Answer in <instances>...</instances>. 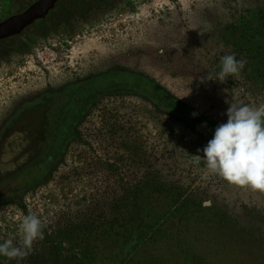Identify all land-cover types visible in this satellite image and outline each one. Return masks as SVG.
<instances>
[{
  "label": "rangeland",
  "instance_id": "1",
  "mask_svg": "<svg viewBox=\"0 0 264 264\" xmlns=\"http://www.w3.org/2000/svg\"><path fill=\"white\" fill-rule=\"evenodd\" d=\"M30 1L0 0V19ZM93 1L78 16L77 9L66 14L58 8L67 21L53 22L48 36L32 32L28 52L3 54L0 117L18 97L116 66L151 76L219 124L226 123L230 102L264 106V76L254 64L258 53L242 33L252 12L264 17V0ZM233 53L244 68L221 82V58ZM207 143L142 97L110 94L92 107L48 181L23 201L69 246L77 226L112 218L136 186L172 184L207 206L212 219L223 220L225 227L205 229L208 242L196 247L200 255L209 253V264H264V190L210 174L202 151ZM25 215L17 204L0 205V242L13 238L19 245ZM53 252L44 234L27 256H0V264H48ZM158 254L148 263L177 264Z\"/></svg>",
  "mask_w": 264,
  "mask_h": 264
},
{
  "label": "trees",
  "instance_id": "2",
  "mask_svg": "<svg viewBox=\"0 0 264 264\" xmlns=\"http://www.w3.org/2000/svg\"><path fill=\"white\" fill-rule=\"evenodd\" d=\"M255 20L256 13L253 12L249 19L243 20L242 33L251 47L259 35L264 36V31L254 25ZM69 85L73 87L69 91L73 100L86 112L94 99L93 105L104 96L125 93L142 97L159 113L182 122L207 142L219 125L156 79L127 67L116 66L106 72L93 73ZM68 128L70 124L64 120L61 132ZM71 141L67 139L64 145L49 151L51 164L48 162V167L49 164L51 168L58 165V161L52 160L63 158ZM50 174L51 171L48 176ZM33 184L22 179L18 188L0 189V205L17 204L29 214L23 198L37 187ZM185 195L180 187L172 184L144 182L116 205L112 218L100 224L85 222L77 226V235L70 239L69 246L45 227L46 239L54 247L48 264H147L150 259L156 261L158 253L160 257L167 255L177 264H209V253L200 255L196 247L208 242L205 229L225 225L223 220L211 218L207 206Z\"/></svg>",
  "mask_w": 264,
  "mask_h": 264
},
{
  "label": "flooded vegetation",
  "instance_id": "3",
  "mask_svg": "<svg viewBox=\"0 0 264 264\" xmlns=\"http://www.w3.org/2000/svg\"><path fill=\"white\" fill-rule=\"evenodd\" d=\"M38 1L32 0L24 3L18 11L0 19V23L12 16L24 13ZM64 1L59 0L44 18L37 19L20 33L1 39L0 58L3 54L6 55L10 52H28L32 32V34L36 33L35 35L48 36V30L53 27V22L64 23L67 21L63 12L57 14L58 8L61 7V11L64 10V12L69 9H77L75 15L78 16L86 9V4L89 2V0H73L72 3H64ZM99 1L94 0L93 3L97 5ZM62 3L64 4L61 5ZM56 18H59V21ZM255 21L254 25L264 31V17H256ZM245 44L247 43L245 42ZM251 44L254 47L253 51L258 53L257 61L254 64L258 66V69H261L264 76V36L259 35L257 40ZM69 83L58 88L47 87L24 98L18 97L11 103L10 109L0 117V189L18 188L22 179H28L34 183L32 186L36 183V186L39 187L48 181V173L54 172L64 161L65 156L59 159L54 158L52 162L58 161V165L51 168L49 151L54 147H59L60 144L64 145L66 143L64 141L67 139L72 141L77 139L80 125L85 122V118L95 102L94 99L86 112L81 104L76 103L70 95L69 91L73 87ZM64 120L70 124V128L61 132ZM70 144H68L67 150ZM48 162L50 163L49 167Z\"/></svg>",
  "mask_w": 264,
  "mask_h": 264
},
{
  "label": "clouds",
  "instance_id": "4",
  "mask_svg": "<svg viewBox=\"0 0 264 264\" xmlns=\"http://www.w3.org/2000/svg\"><path fill=\"white\" fill-rule=\"evenodd\" d=\"M244 65L245 61L237 59L235 53L224 55L217 74L219 81L237 75ZM226 115V123L215 128L213 138L202 149L208 172L236 185L264 190V106L230 102ZM45 227L39 216L25 215L19 225V245L13 238L0 242V256H27L33 242L43 238Z\"/></svg>",
  "mask_w": 264,
  "mask_h": 264
},
{
  "label": "water",
  "instance_id": "5",
  "mask_svg": "<svg viewBox=\"0 0 264 264\" xmlns=\"http://www.w3.org/2000/svg\"><path fill=\"white\" fill-rule=\"evenodd\" d=\"M59 0H39L24 13L0 23V40L20 33L39 18H44ZM97 74V73H96Z\"/></svg>",
  "mask_w": 264,
  "mask_h": 264
}]
</instances>
